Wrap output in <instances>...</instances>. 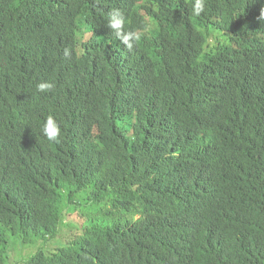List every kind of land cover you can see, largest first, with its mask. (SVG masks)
Segmentation results:
<instances>
[{"label": "trees", "instance_id": "trees-1", "mask_svg": "<svg viewBox=\"0 0 264 264\" xmlns=\"http://www.w3.org/2000/svg\"><path fill=\"white\" fill-rule=\"evenodd\" d=\"M262 11L0 0V264L10 236L58 242L28 264H264Z\"/></svg>", "mask_w": 264, "mask_h": 264}, {"label": "clouds", "instance_id": "clouds-1", "mask_svg": "<svg viewBox=\"0 0 264 264\" xmlns=\"http://www.w3.org/2000/svg\"><path fill=\"white\" fill-rule=\"evenodd\" d=\"M185 2L191 7L194 16L200 17L205 11V0H185ZM261 16L264 17V11ZM126 18L119 9H112L108 13L107 26L121 44L128 50H132L133 47L141 40V33L126 29ZM65 57L70 55L69 51L65 49ZM55 87L53 82L44 81L37 85L38 92H51ZM61 126L56 118L52 115H48L41 126V134L47 138V140L56 142L61 136Z\"/></svg>", "mask_w": 264, "mask_h": 264}, {"label": "rangeland", "instance_id": "rangeland-1", "mask_svg": "<svg viewBox=\"0 0 264 264\" xmlns=\"http://www.w3.org/2000/svg\"><path fill=\"white\" fill-rule=\"evenodd\" d=\"M87 193H90V190L84 191L81 193V196H85ZM86 209V208H85ZM95 211V210H94ZM72 214L70 217L72 219ZM70 219V220H71ZM70 220L68 223H65L62 228V234H65L66 231H69ZM75 228V225H74ZM30 242H23L20 238L9 237L6 245L5 256L3 264H28L30 258L36 254L42 247H49V245L58 244L56 240L50 241L49 245L44 244V240L38 241L35 237L31 238ZM36 239V240H35ZM63 240V237L61 238ZM55 242L56 244H54ZM44 250H48L47 248Z\"/></svg>", "mask_w": 264, "mask_h": 264}, {"label": "bare ground", "instance_id": "bare-ground-1", "mask_svg": "<svg viewBox=\"0 0 264 264\" xmlns=\"http://www.w3.org/2000/svg\"><path fill=\"white\" fill-rule=\"evenodd\" d=\"M82 43V42H81Z\"/></svg>", "mask_w": 264, "mask_h": 264}]
</instances>
